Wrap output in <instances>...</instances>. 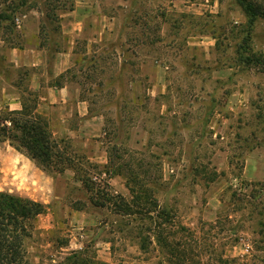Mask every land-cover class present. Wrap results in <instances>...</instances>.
I'll return each mask as SVG.
<instances>
[{"label":"rangeland","instance_id":"1","mask_svg":"<svg viewBox=\"0 0 264 264\" xmlns=\"http://www.w3.org/2000/svg\"><path fill=\"white\" fill-rule=\"evenodd\" d=\"M66 82L96 115L43 102ZM29 89L82 157L53 175L0 141V191L46 209L30 264H264L263 17L238 0H0V111Z\"/></svg>","mask_w":264,"mask_h":264},{"label":"trees","instance_id":"2","mask_svg":"<svg viewBox=\"0 0 264 264\" xmlns=\"http://www.w3.org/2000/svg\"><path fill=\"white\" fill-rule=\"evenodd\" d=\"M238 1L251 22L259 17L264 18V0ZM88 58L92 60L91 63L93 60L96 62L93 57ZM58 86L62 84L58 83ZM26 93L21 96L20 109L7 108L0 111V141L8 140L12 147L53 175L62 174L67 168H73L77 174L79 168L76 162L82 157L69 149L65 139L54 135L49 117L39 109V92L29 89ZM92 110L90 106L89 113L96 115ZM80 179L87 188L94 187L91 184L95 181L91 178L82 175ZM107 198V201L112 200L109 195ZM139 198L140 195H136L132 201H128L122 197L120 206L124 211L118 213L133 215L132 206L140 204ZM71 206L77 210L82 209L77 203H71ZM45 211L39 201L0 191V264H30L27 241L32 236L35 219ZM141 247L144 248L143 243Z\"/></svg>","mask_w":264,"mask_h":264},{"label":"crops","instance_id":"3","mask_svg":"<svg viewBox=\"0 0 264 264\" xmlns=\"http://www.w3.org/2000/svg\"><path fill=\"white\" fill-rule=\"evenodd\" d=\"M70 48L68 50L56 52L57 54L54 58L55 59V66L57 67L59 64L64 65V66H62V68H60L59 70L56 71V75L66 74V72H68V70L70 68H72V66H73V54L75 52L73 51L72 47H70ZM42 61L43 60L41 58V61L36 60V61H34V64H40ZM160 81H161V79H160ZM38 87H41L40 83L38 84ZM53 89L54 90L52 92L55 93L54 94L55 99L53 98L54 97L53 95H51L49 97L44 96V97H42V100L44 103H45V101H47V99L51 103H53V102L62 103L63 101L68 103L69 101H76L75 106L78 109H80V110H78L80 115L85 116L89 112V107H88V105H86V100L82 99L80 97L79 93H77V92L75 93L74 89H72V87H70L68 82H66L65 84H62V86H58L57 88H53ZM40 105H41V102H40L39 106ZM8 107L12 110L20 109L21 108V101L14 97L12 99V101L8 102ZM106 244H110V242H106ZM107 248L110 249V246H108ZM108 253H109L108 257H106V255L102 256V258H100V260H103V261L107 262L108 264H112L111 251H109ZM124 263H126V261H124Z\"/></svg>","mask_w":264,"mask_h":264}]
</instances>
